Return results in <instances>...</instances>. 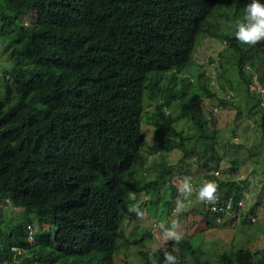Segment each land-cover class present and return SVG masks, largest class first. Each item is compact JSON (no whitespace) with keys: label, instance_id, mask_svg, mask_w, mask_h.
I'll use <instances>...</instances> for the list:
<instances>
[{"label":"trees","instance_id":"obj_1","mask_svg":"<svg viewBox=\"0 0 264 264\" xmlns=\"http://www.w3.org/2000/svg\"><path fill=\"white\" fill-rule=\"evenodd\" d=\"M248 3L0 0L1 26H11L13 38L10 65L0 71V264H115L126 215L137 219L124 209L140 197L172 212L183 198L174 168L191 159L202 178L196 190L215 182L218 204L232 202V217L227 223L225 211L205 203L179 217L173 213L172 219L186 220L181 243L166 246L179 264L188 258L208 264L195 235L227 227L239 210L242 222L252 224L240 205L248 181L219 176L222 162L235 173L245 161L222 152L223 144L250 150L234 138L223 141L207 108L213 99L223 109L238 106L230 90L243 88L246 110L264 133V85L262 96L251 91L254 76L264 83V44L242 45L234 36ZM218 11L221 17H214ZM25 18L30 26L13 27ZM204 37L226 46L217 89L204 72L195 83L186 75ZM229 70L239 83L226 79ZM148 127L157 130L159 144L147 140ZM172 149L181 153L175 166L167 161ZM144 151L160 158L155 178L143 173ZM159 223L151 229L158 232ZM128 244L146 245L137 238ZM164 249V242L140 249V264H164ZM216 258V264H264V248L241 247Z\"/></svg>","mask_w":264,"mask_h":264},{"label":"rangeland","instance_id":"obj_2","mask_svg":"<svg viewBox=\"0 0 264 264\" xmlns=\"http://www.w3.org/2000/svg\"><path fill=\"white\" fill-rule=\"evenodd\" d=\"M18 22L17 24H13V27L19 28V26H22L23 28H27L31 25V20L28 18L23 19L21 23ZM10 28L11 26H9L7 29ZM7 29H3L0 22V71L5 68L6 65H10V62L8 60L9 45L12 43L13 38L9 36ZM225 47L226 46L223 42L215 38H202V40L199 41V44L195 51L192 66L188 67V70L186 72L189 80H192L195 83L196 79H198V74L200 72H204L209 76L210 79H212L214 87H218V84L216 82L218 79L217 75L219 71H222V67L219 62V53ZM226 79H234L236 83L240 82L238 73L234 71L233 73H231V70L227 72ZM252 79L253 85L251 87V91H256L262 96V85H264V83L259 82L257 76H254ZM1 89L3 90V86H1ZM230 93H232L239 108L238 106H232L228 107L227 109H223L219 105L218 99L209 100L207 108H211L214 111L215 118H217L219 123L218 127L220 128L221 137L223 136V141L224 139L225 142L229 141L227 140L228 138H230L231 141L232 138H234L239 144L240 148L241 145L245 144L250 150L248 151L244 149H237L232 145V143H228L227 146L223 144V147L221 144L222 152L225 151L231 157H244L245 161L237 166V168L235 169V173L229 172L230 164L228 162H222L221 174L219 176L230 178L231 180L234 179L236 181L245 179L248 181L247 189L244 192L243 199L241 200L240 204H242V212H245L246 215L248 214L247 218L252 220V224H249L248 222H242L241 216H239L241 210H239L236 219L232 221V223H229V225H226L227 227H215L206 233H199L195 235L193 242L196 245L202 246V249L205 250L206 253L203 252V257L205 259H208V264H216L217 261H215V259L217 260V255H221L222 253L235 252L241 247H248L252 251L264 248V133L259 130L260 128L257 127L255 121L252 119L253 117L251 118L249 112L246 110V101L250 100L243 97L245 95V90L241 88L237 94L236 92L230 90ZM237 96H240L241 98L237 99ZM240 109H242V111H240ZM246 115L250 119H246L244 117ZM143 125L145 128L146 123H143ZM146 138L147 140H151V143H154L156 145L160 142L157 130L149 127L146 131ZM143 154H145V158L147 159L144 165L143 173L146 177L149 176L148 179L155 178L157 170L159 169V167L157 166L159 165L158 163L160 162V158L159 156L147 154V151H144ZM180 159L181 153L178 150L172 149V151L169 152V155H167V161L170 164H173V166L178 164ZM195 163V160L191 159L190 161L183 162L182 165H178L174 168V170L178 173V177H176L175 181L177 189L181 187V182L185 177H190L192 187L194 190H196V188L194 187V182L198 180V178H202L199 168ZM189 164L190 166L188 168ZM186 168L188 170V173ZM140 177L141 176H139V178ZM179 195H181L180 192L178 193V196ZM190 200H193V202L190 203L188 211H190L192 207L202 206L201 202L195 195V191L190 197ZM157 203L158 201L155 205L152 206L148 203V201L143 202L142 198L139 197L135 205H138L144 211L145 215L143 219H132L131 216V220H129V217L126 215L128 219H125L122 224V229L119 236L120 246L115 258V264H124L123 262L125 260H127L129 264L143 263V257L139 254V250H148L150 248L155 249L163 243L159 233L151 228H154L156 222L158 223L171 221L173 213L169 211L165 205L156 207ZM231 204V202L229 203V205L227 204V208H230ZM153 208H155V210H152ZM252 209H255L257 215H252ZM124 211L127 212L128 209H124ZM160 212L164 213L163 215H166V217L161 215ZM225 212L226 213L223 220L228 223V221L232 217V213H230L228 209H226ZM24 215V211H14V216L18 218H23ZM184 221L186 220L179 222L182 233H184V227L182 226L184 225ZM34 227L36 229V225H34ZM148 232L151 233L150 235L152 236V238L149 235H143ZM129 238H132L134 240H136L137 238L138 241H143V244L146 245L144 247L142 246V244L129 245ZM125 242H127V244H125ZM184 261V264H195L194 261L189 258Z\"/></svg>","mask_w":264,"mask_h":264},{"label":"clouds","instance_id":"obj_3","mask_svg":"<svg viewBox=\"0 0 264 264\" xmlns=\"http://www.w3.org/2000/svg\"><path fill=\"white\" fill-rule=\"evenodd\" d=\"M244 11L245 15L243 19L234 22V36L236 40L242 45H248L250 47L264 44V3H261L260 0H250V3H248ZM213 15L214 17H221L220 15L222 14L218 11ZM218 190L219 185L212 181H207L198 190H194L191 178L185 177L181 182V187L178 189L183 198H177L175 202L176 206L172 213H174L176 217H179L181 214L188 211L191 203L190 197L193 195L194 191L197 199L201 203H205L206 206L212 210L210 205H214L217 201L219 203ZM224 208L225 210L228 209L227 207ZM128 211L134 213L136 217L140 219H143L145 215L144 211L138 205L129 207ZM156 228L161 240L165 244L163 256L164 264H179L177 257L173 255L171 251H168L166 247L168 242H173L175 245H179L183 240V233L181 231L179 220L172 219L168 222H160Z\"/></svg>","mask_w":264,"mask_h":264},{"label":"built area","instance_id":"obj_4","mask_svg":"<svg viewBox=\"0 0 264 264\" xmlns=\"http://www.w3.org/2000/svg\"><path fill=\"white\" fill-rule=\"evenodd\" d=\"M210 207H211L212 210H225L224 207H220L218 205V201L214 205H210Z\"/></svg>","mask_w":264,"mask_h":264}]
</instances>
